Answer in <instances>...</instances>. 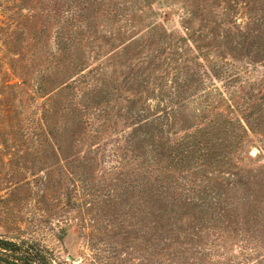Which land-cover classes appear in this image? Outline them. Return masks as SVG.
Here are the masks:
<instances>
[{
	"label": "rangeland",
	"instance_id": "rangeland-1",
	"mask_svg": "<svg viewBox=\"0 0 264 264\" xmlns=\"http://www.w3.org/2000/svg\"><path fill=\"white\" fill-rule=\"evenodd\" d=\"M0 237L264 264V0H0Z\"/></svg>",
	"mask_w": 264,
	"mask_h": 264
},
{
	"label": "trees",
	"instance_id": "trees-1",
	"mask_svg": "<svg viewBox=\"0 0 264 264\" xmlns=\"http://www.w3.org/2000/svg\"><path fill=\"white\" fill-rule=\"evenodd\" d=\"M52 260L46 248L37 243L0 237V264H51Z\"/></svg>",
	"mask_w": 264,
	"mask_h": 264
}]
</instances>
